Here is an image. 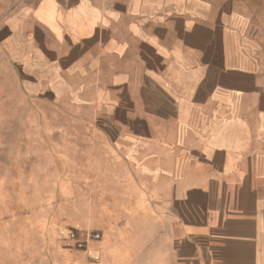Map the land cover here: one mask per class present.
I'll use <instances>...</instances> for the list:
<instances>
[{"label": "crops", "instance_id": "crops-1", "mask_svg": "<svg viewBox=\"0 0 264 264\" xmlns=\"http://www.w3.org/2000/svg\"><path fill=\"white\" fill-rule=\"evenodd\" d=\"M62 101L100 122L62 264H264V0H0V105Z\"/></svg>", "mask_w": 264, "mask_h": 264}, {"label": "rangeland", "instance_id": "rangeland-1", "mask_svg": "<svg viewBox=\"0 0 264 264\" xmlns=\"http://www.w3.org/2000/svg\"><path fill=\"white\" fill-rule=\"evenodd\" d=\"M79 106L73 101L0 105V264H62L74 254L63 242L75 228L66 197L71 187L83 189L78 164L90 158L92 139L84 130L100 125L87 121L88 110ZM70 163L76 169H69Z\"/></svg>", "mask_w": 264, "mask_h": 264}, {"label": "built area", "instance_id": "built-area-1", "mask_svg": "<svg viewBox=\"0 0 264 264\" xmlns=\"http://www.w3.org/2000/svg\"><path fill=\"white\" fill-rule=\"evenodd\" d=\"M99 239L100 235L98 233L72 228L66 232L65 239L63 240L64 248L79 253L86 252L89 243ZM90 259V256H88L87 260Z\"/></svg>", "mask_w": 264, "mask_h": 264}, {"label": "bare ground", "instance_id": "bare-ground-1", "mask_svg": "<svg viewBox=\"0 0 264 264\" xmlns=\"http://www.w3.org/2000/svg\"><path fill=\"white\" fill-rule=\"evenodd\" d=\"M80 228V227H79ZM68 255V254H67Z\"/></svg>", "mask_w": 264, "mask_h": 264}]
</instances>
